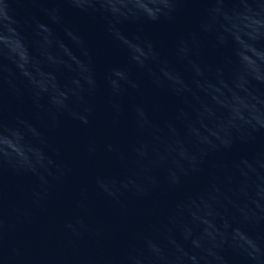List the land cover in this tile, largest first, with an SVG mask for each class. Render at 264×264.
I'll list each match as a JSON object with an SVG mask.
<instances>
[{
    "label": "water",
    "instance_id": "95a60500",
    "mask_svg": "<svg viewBox=\"0 0 264 264\" xmlns=\"http://www.w3.org/2000/svg\"><path fill=\"white\" fill-rule=\"evenodd\" d=\"M0 0V264H264V0Z\"/></svg>",
    "mask_w": 264,
    "mask_h": 264
},
{
    "label": "clouds",
    "instance_id": "9594fccd",
    "mask_svg": "<svg viewBox=\"0 0 264 264\" xmlns=\"http://www.w3.org/2000/svg\"><path fill=\"white\" fill-rule=\"evenodd\" d=\"M97 3L100 9H105V4L103 3V0H97ZM188 3H192V0H167V7H162L163 10L156 19H172L176 16L178 12L183 9V6Z\"/></svg>",
    "mask_w": 264,
    "mask_h": 264
}]
</instances>
